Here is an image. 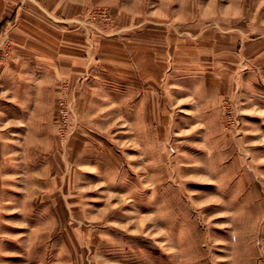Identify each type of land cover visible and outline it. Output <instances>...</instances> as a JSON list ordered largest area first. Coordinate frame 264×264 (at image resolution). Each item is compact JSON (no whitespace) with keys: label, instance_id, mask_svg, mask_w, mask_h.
I'll use <instances>...</instances> for the list:
<instances>
[{"label":"rangeland","instance_id":"obj_1","mask_svg":"<svg viewBox=\"0 0 264 264\" xmlns=\"http://www.w3.org/2000/svg\"><path fill=\"white\" fill-rule=\"evenodd\" d=\"M0 264H264V0H0Z\"/></svg>","mask_w":264,"mask_h":264},{"label":"crops","instance_id":"obj_2","mask_svg":"<svg viewBox=\"0 0 264 264\" xmlns=\"http://www.w3.org/2000/svg\"><path fill=\"white\" fill-rule=\"evenodd\" d=\"M25 1V0H24ZM30 2V0H28ZM19 14V9L12 12V17H17ZM10 18V17H9ZM35 18V17H34ZM29 29V27H27ZM31 34H25L22 37V41L25 40V48H29L30 51H35L30 57L14 52L17 56V60L13 63L14 67L17 68L18 65L29 66L30 74L33 76L40 75L42 73L44 76H53L56 74L68 75L73 72V67L77 65L78 59L74 56V47L72 38L69 39H59L56 33L50 32L45 28V31H37L35 28L29 29ZM49 33L51 35H49ZM20 37V38H21ZM28 37L34 38L33 40L28 39ZM35 40V41H34ZM34 44V47L28 46L29 44ZM28 44V45H27ZM83 47L84 44L82 43ZM80 45V49H82ZM23 47V46H22ZM78 51V46H77ZM84 54V53H83ZM21 58H25L28 61H22ZM83 59V57H81ZM80 58V59H81ZM77 59V61H76ZM86 64V63H85ZM82 65V64H81ZM84 66V65H83Z\"/></svg>","mask_w":264,"mask_h":264}]
</instances>
